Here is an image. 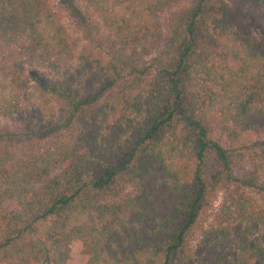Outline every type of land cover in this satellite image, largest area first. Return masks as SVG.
Masks as SVG:
<instances>
[{
  "label": "trees",
  "instance_id": "trees-1",
  "mask_svg": "<svg viewBox=\"0 0 264 264\" xmlns=\"http://www.w3.org/2000/svg\"><path fill=\"white\" fill-rule=\"evenodd\" d=\"M76 1L104 58L42 86L62 114L29 124L18 154L0 132V264H264V209L243 192L264 182V143L242 154L215 133L264 132V48L243 10L264 21V0H193L161 43L157 14L182 0ZM73 57L47 0H0V116L39 88L25 66Z\"/></svg>",
  "mask_w": 264,
  "mask_h": 264
},
{
  "label": "rangeland",
  "instance_id": "rangeland-1",
  "mask_svg": "<svg viewBox=\"0 0 264 264\" xmlns=\"http://www.w3.org/2000/svg\"><path fill=\"white\" fill-rule=\"evenodd\" d=\"M51 9L58 15L61 24L63 25L68 41L73 50V60L68 65L70 71L63 68H35L25 66L29 71L36 74L37 85L39 88L32 94L30 101L20 108L16 113L12 114L10 118L0 116V132L6 136L4 144L12 151L13 154H18L19 148L24 144V134L32 124V131L36 132L37 124L44 122L51 116H61L62 111L60 105L56 104L50 92L42 88L46 82L53 84L59 80L64 79L68 73L73 72L74 69L82 68V60L80 57L88 58L91 63L93 58L103 56L102 40L105 36V29L83 3L76 0H47ZM193 0H182L176 5L159 12L156 21L161 27V40L167 36V28L172 22L174 15L188 7ZM243 10L246 12L245 24L249 29L255 40L264 48V21L262 19V12L257 11L249 6H244ZM68 71V72H67ZM89 74L84 71L78 77L75 83L84 84L88 79ZM44 82V83H42ZM2 83L0 81V87ZM3 94V93H2ZM31 122V123H29ZM216 135L223 138L224 144L232 142L233 149L238 153L246 154L251 152L259 143H264V132L260 134L244 133L237 139H227V134L224 130L216 127ZM245 195L249 198L251 204H256V209H264V182H259L254 188H244ZM221 197V194L216 196L212 206L204 214L199 216L195 222L193 234L190 237V247L194 246L208 229L211 224V218L216 212V205ZM75 253L80 258L84 253V248H75Z\"/></svg>",
  "mask_w": 264,
  "mask_h": 264
}]
</instances>
